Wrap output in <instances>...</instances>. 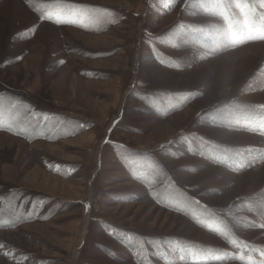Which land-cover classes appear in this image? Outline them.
Masks as SVG:
<instances>
[{"label": "rangeland", "instance_id": "374dc122", "mask_svg": "<svg viewBox=\"0 0 264 264\" xmlns=\"http://www.w3.org/2000/svg\"><path fill=\"white\" fill-rule=\"evenodd\" d=\"M45 5L104 22L0 0V264H264V0Z\"/></svg>", "mask_w": 264, "mask_h": 264}, {"label": "snow or ice", "instance_id": "6c2138e0", "mask_svg": "<svg viewBox=\"0 0 264 264\" xmlns=\"http://www.w3.org/2000/svg\"><path fill=\"white\" fill-rule=\"evenodd\" d=\"M25 3L29 6V8L34 11L35 13L38 14V18L41 21L47 20L51 23L61 25V24H72L78 27H83V28H90L91 30H99L98 27L93 28L92 26H98L99 24L103 23L104 20L100 16H95L91 14H77L75 16L69 14L68 16H65L63 13L59 14H49L46 9L49 7L48 5H45L44 10L35 7L34 6V0H25ZM80 8H87L88 6L86 5H80L77 6ZM108 23H115L114 20L107 19ZM34 32V28L32 29ZM3 103V98L0 97V105ZM0 130H11V126L9 128L4 127V122L3 120H0ZM16 134H19L17 132ZM107 142V141H106ZM87 209V205L85 206Z\"/></svg>", "mask_w": 264, "mask_h": 264}, {"label": "trees", "instance_id": "16d2710c", "mask_svg": "<svg viewBox=\"0 0 264 264\" xmlns=\"http://www.w3.org/2000/svg\"><path fill=\"white\" fill-rule=\"evenodd\" d=\"M238 250H235V253L237 252ZM238 256H237V254L235 255V256H233V259L234 260H238V258H237Z\"/></svg>", "mask_w": 264, "mask_h": 264}]
</instances>
